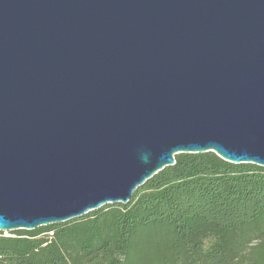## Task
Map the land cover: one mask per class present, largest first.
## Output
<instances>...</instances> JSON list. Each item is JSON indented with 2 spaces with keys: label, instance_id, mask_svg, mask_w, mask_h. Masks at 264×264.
Instances as JSON below:
<instances>
[{
  "label": "water",
  "instance_id": "water-1",
  "mask_svg": "<svg viewBox=\"0 0 264 264\" xmlns=\"http://www.w3.org/2000/svg\"><path fill=\"white\" fill-rule=\"evenodd\" d=\"M207 151L264 166V0H0V231Z\"/></svg>",
  "mask_w": 264,
  "mask_h": 264
},
{
  "label": "trees",
  "instance_id": "trees-1",
  "mask_svg": "<svg viewBox=\"0 0 264 264\" xmlns=\"http://www.w3.org/2000/svg\"><path fill=\"white\" fill-rule=\"evenodd\" d=\"M174 156L128 203L0 231V264H264V166Z\"/></svg>",
  "mask_w": 264,
  "mask_h": 264
},
{
  "label": "rangeland",
  "instance_id": "rangeland-1",
  "mask_svg": "<svg viewBox=\"0 0 264 264\" xmlns=\"http://www.w3.org/2000/svg\"><path fill=\"white\" fill-rule=\"evenodd\" d=\"M9 232H5V234H8Z\"/></svg>",
  "mask_w": 264,
  "mask_h": 264
}]
</instances>
